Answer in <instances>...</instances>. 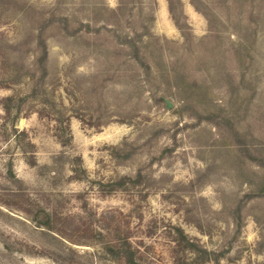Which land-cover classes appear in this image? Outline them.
Wrapping results in <instances>:
<instances>
[{"label":"rangeland","instance_id":"rangeland-1","mask_svg":"<svg viewBox=\"0 0 264 264\" xmlns=\"http://www.w3.org/2000/svg\"><path fill=\"white\" fill-rule=\"evenodd\" d=\"M0 264H264V0H0Z\"/></svg>","mask_w":264,"mask_h":264},{"label":"water","instance_id":"water-1","mask_svg":"<svg viewBox=\"0 0 264 264\" xmlns=\"http://www.w3.org/2000/svg\"><path fill=\"white\" fill-rule=\"evenodd\" d=\"M167 106L170 108L171 107V103L169 101H167Z\"/></svg>","mask_w":264,"mask_h":264}]
</instances>
